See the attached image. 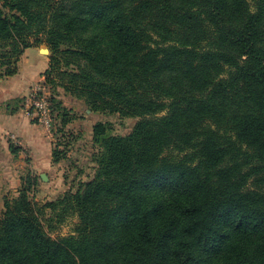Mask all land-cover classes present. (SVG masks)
I'll return each mask as SVG.
<instances>
[{
  "label": "trees",
  "instance_id": "obj_1",
  "mask_svg": "<svg viewBox=\"0 0 264 264\" xmlns=\"http://www.w3.org/2000/svg\"><path fill=\"white\" fill-rule=\"evenodd\" d=\"M39 46L44 83L138 121L93 127L76 192L40 206L27 178L5 199L0 264H264V0H0V81Z\"/></svg>",
  "mask_w": 264,
  "mask_h": 264
},
{
  "label": "rangeland",
  "instance_id": "obj_2",
  "mask_svg": "<svg viewBox=\"0 0 264 264\" xmlns=\"http://www.w3.org/2000/svg\"><path fill=\"white\" fill-rule=\"evenodd\" d=\"M35 48L41 49L42 57H47L49 63V49L46 46ZM42 75L44 76V74ZM43 76L41 81H38L33 86L43 84L45 100L48 104L49 99H52L54 107L58 105L60 111L66 110L69 113V117L74 120L67 123L65 127H61L59 118L56 117L61 112L54 110L55 114L50 112L52 121L50 131H47L38 123L35 125L40 126L42 138L49 140L52 149L64 153V159H61L57 164L52 163L49 168L38 166L35 168L37 172H34V167L30 164L31 159L27 151L17 148V144L11 138L0 139V180L6 184H2L3 191H0V218L4 212L2 206L5 199L17 198L18 193L24 188V182L27 178L37 179V186L29 194V197L40 206L46 203H55L66 192H76L82 185L92 179L96 170L94 156L99 151V146L92 141L93 127L97 123L106 124L107 136L125 137L131 133L138 121L132 118H120L117 115L89 114L83 102L76 100L61 88L58 78H54L53 83L49 82L47 84L44 83L45 77ZM23 98L18 99V102L14 103L15 106L10 107H22L20 113L25 115L24 106L26 102L25 99L24 101L22 100ZM27 118H29L30 122L34 120L30 117ZM57 130H61V133L56 134ZM62 135H65V137L61 138ZM6 149H9V152L15 156L7 159L4 156ZM12 151H15V153H12ZM11 175L15 179L14 184L17 186L16 193L8 187L10 180H12ZM48 213L47 211L45 212V219H48ZM75 224L76 219L70 218L61 225H54L53 230L47 233L53 239L66 237L72 234Z\"/></svg>",
  "mask_w": 264,
  "mask_h": 264
},
{
  "label": "crops",
  "instance_id": "obj_3",
  "mask_svg": "<svg viewBox=\"0 0 264 264\" xmlns=\"http://www.w3.org/2000/svg\"><path fill=\"white\" fill-rule=\"evenodd\" d=\"M47 67L48 59L42 57L41 49L30 48L25 50L21 56L17 74L0 81V139L11 138L17 144V148L27 151L34 172H37L35 168L38 166L51 167L52 145L49 140L42 138L40 126L31 123L24 113H20V110L12 112L17 107L10 106H15L14 103L18 99L28 95L30 88L41 81L42 74ZM4 156L11 159L15 155L13 156L9 149H6ZM11 178L8 187L16 193L15 179L12 175ZM0 183L2 192L4 182L0 180Z\"/></svg>",
  "mask_w": 264,
  "mask_h": 264
},
{
  "label": "built area",
  "instance_id": "obj_4",
  "mask_svg": "<svg viewBox=\"0 0 264 264\" xmlns=\"http://www.w3.org/2000/svg\"><path fill=\"white\" fill-rule=\"evenodd\" d=\"M44 90L43 84L35 85L30 89L28 95L25 97L26 105L24 106V112L27 117L34 119L47 131H50L52 121L50 119L49 104L45 100Z\"/></svg>",
  "mask_w": 264,
  "mask_h": 264
}]
</instances>
